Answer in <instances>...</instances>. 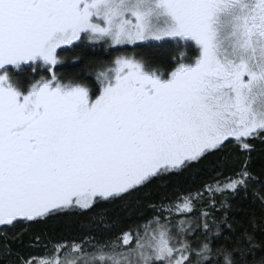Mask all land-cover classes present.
I'll use <instances>...</instances> for the list:
<instances>
[{
	"label": "snow or ice",
	"instance_id": "6c2138e0",
	"mask_svg": "<svg viewBox=\"0 0 264 264\" xmlns=\"http://www.w3.org/2000/svg\"><path fill=\"white\" fill-rule=\"evenodd\" d=\"M0 264H264V0H0Z\"/></svg>",
	"mask_w": 264,
	"mask_h": 264
},
{
	"label": "trees",
	"instance_id": "16d2710c",
	"mask_svg": "<svg viewBox=\"0 0 264 264\" xmlns=\"http://www.w3.org/2000/svg\"><path fill=\"white\" fill-rule=\"evenodd\" d=\"M68 55H70V53H69ZM69 62H70V61H69Z\"/></svg>",
	"mask_w": 264,
	"mask_h": 264
}]
</instances>
